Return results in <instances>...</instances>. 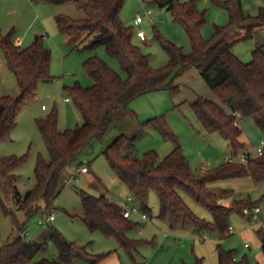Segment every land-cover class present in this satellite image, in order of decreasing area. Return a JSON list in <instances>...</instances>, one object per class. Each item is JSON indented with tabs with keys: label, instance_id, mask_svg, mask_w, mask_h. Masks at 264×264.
Segmentation results:
<instances>
[{
	"label": "trees",
	"instance_id": "obj_1",
	"mask_svg": "<svg viewBox=\"0 0 264 264\" xmlns=\"http://www.w3.org/2000/svg\"><path fill=\"white\" fill-rule=\"evenodd\" d=\"M42 1L55 4L73 2L83 10L87 16L77 20L57 15L59 30L69 35L74 49L105 46L107 53L119 61L126 76L112 69L98 55L85 61L84 67L94 84L84 87L76 82L72 86H65L71 96L69 99L75 101L84 122L75 128L61 130L56 109L37 119L50 160L41 155L38 157L36 182L25 193L18 187L20 176L14 169L25 163L28 155H0V206L12 218L18 230V236L0 249V264H100L110 253H91L87 245L68 241L54 226H51L47 238L56 244L59 259L36 258L49 242L46 239L42 242L27 239L23 235L27 222L21 224L16 212L23 210L28 219L36 213L43 216L54 213V204L68 180L67 167L76 163L81 171L82 166H88L86 160L78 156L94 139H103L112 115L120 108L127 109L133 100L146 93L161 90L178 93L181 85L176 81L177 77L184 75L190 67L198 70L218 97V101H214L198 95L192 102V108L204 129L209 133H219L228 140L232 154L245 151L247 145L241 140L243 129L239 126L240 120L252 119L264 133V44L253 51L252 60L248 63L239 59L233 47L236 42L252 37L255 28L264 27V7L255 15L245 14L242 0H213L217 6L228 11L230 21L227 25H216L213 36L206 39L202 34L206 13L198 8L197 0H154L170 11L185 29L191 50L184 51L157 30L155 36L168 54V62L161 67H153L150 55L134 40L137 36L134 28L121 19L125 0ZM233 27L243 29L245 35L228 40ZM12 35L13 31L2 37L1 48L8 67L15 74L20 94L15 97L0 95V145L11 140L19 114L38 98L39 84L54 79L51 74V51L45 46L43 37H36L31 45L22 48L13 43ZM143 126H152L173 141L174 149L161 160L155 150L146 151L140 157L137 141L143 128L131 136L119 134L103 149L112 170L141 203L143 212L150 214L149 195L155 191L160 199L161 217H169L171 222L182 217L184 221H192L200 231L217 227L222 235L227 236L233 233L229 224L233 213L254 218L243 210L255 206L264 198V194L258 201L234 200L231 206H225L219 200L227 190L218 188L215 183L244 177H251L255 182L264 181V161L255 158L247 163L225 161L206 171H196L184 153L177 134L163 115L147 119ZM71 177L78 180L76 173L72 172ZM79 192L83 205V216L80 218L90 230H100L107 237L116 238L121 248L130 254L145 243L146 239H133L127 235L140 222L124 216L122 204L85 189H79ZM183 193L205 206L213 214L214 220L199 217L188 205ZM257 234L264 253V227H259ZM148 242L153 243L152 240ZM236 254V249L226 250L219 244L218 264H250L247 255L239 259ZM193 264L205 263L203 258L197 257Z\"/></svg>",
	"mask_w": 264,
	"mask_h": 264
},
{
	"label": "rangeland",
	"instance_id": "obj_2",
	"mask_svg": "<svg viewBox=\"0 0 264 264\" xmlns=\"http://www.w3.org/2000/svg\"><path fill=\"white\" fill-rule=\"evenodd\" d=\"M242 4L245 14L255 15L261 7H264V0H242ZM197 6L206 13V23L202 29L206 39L213 36L216 25H227L230 21L228 11L217 6L213 0H197ZM138 14L144 19L141 27L146 31L147 40L142 42L136 35L134 40L145 53L150 55V63L153 67H161L168 62V54L155 36L157 30L166 39L181 46L184 51L191 50V42L185 29L165 7H161L154 0H125L121 19L126 25L132 26L135 33L137 31L135 19ZM57 15L70 16L76 20L87 16L73 2L55 4L42 0H0V57L2 59L0 95L15 97L20 94L15 74L8 67L1 48L4 35L13 31V43L22 48L28 47L36 37L42 36L45 46L50 49L52 55L51 74L54 79L39 84L38 98L25 106L19 114L18 124L11 133V140L4 141L0 145L1 156L28 155L27 161L14 169V172L20 176L18 187L23 193L31 189L36 182L35 167L38 157L41 155L47 161L50 160V153L37 119L56 109L61 130L75 128L84 122L75 101L71 98L69 102H66V98L71 96L65 86H72L76 82L84 87L94 84L84 67L85 61L98 55L112 69L123 77L126 76L119 61L107 53L105 46L86 50L74 49L69 35L62 33L57 26ZM244 35L243 29L233 27L227 39L232 41ZM262 44H264V27H258L254 29L252 37L236 42L233 51L241 61L248 63L252 60L253 51ZM176 81L181 85L178 93L171 94L168 90L149 92L133 100L127 109L120 108L112 115V121L103 139H94L91 145L78 156L79 159L86 160L90 169L89 173L76 174L77 180L71 177L72 172L78 170L77 164L67 167L68 180L54 204V221L42 225L39 223L44 217L42 214L36 213L28 219L23 210L16 212V218L21 224L27 222L25 230L28 234L27 239L35 242L46 239L49 242L47 248L39 252L36 258L59 259L56 244L47 238L51 226H54L68 241L87 245L91 253H110L103 262L111 261L113 264H183V261L193 264L196 257L203 258L205 264H218L219 244L226 250L236 249V256L239 259L247 255L250 264L262 263L263 252L256 239L258 225H253L249 217L233 213L229 224L236 231L227 236L222 235L217 227L210 231H200L192 221H184L182 217L174 222H171L169 217H161L160 199L155 191L150 193L148 200L151 218L142 221L139 215H133L132 219L140 222V225L129 230L127 235L133 239H146L145 242L149 241L148 239L152 241L155 239L157 245L142 243L130 254L121 248L116 238L107 237L100 230H90L80 218L83 216V205L79 189H85L96 195H105L111 201H117L120 204L130 196L128 187L115 174L103 154L106 145L119 134L126 133L131 136L144 129L137 141V152L140 157L146 151L155 150L161 160L174 149L173 141L165 138L154 127L143 126L149 118L162 115L166 118L196 171H200L201 165L205 162H209L210 167H216L225 162V157L232 152L229 141L219 133L207 132L192 108L194 92L203 96L208 94L212 96V98L207 97L208 99L217 101L218 97L195 67H190L184 75L178 76ZM43 105L47 107V110L43 109ZM241 139L249 144V150L252 152L261 145L264 133L252 120H248L243 123ZM241 181L235 178L229 179L220 186L223 189L234 190L220 198L221 204L231 206L234 200H242L247 193L251 194L253 201L261 199L258 197V189L254 181L244 182V179ZM183 197L199 217L209 221L214 220L213 214L193 197L187 193H183ZM134 203L141 209V203L138 200ZM245 229H248L247 235L244 234ZM166 235L170 237L164 242L163 238L165 239ZM17 236L18 230L12 218L6 215L0 206V249ZM177 237L179 240H176ZM170 239L176 240V245L168 244Z\"/></svg>",
	"mask_w": 264,
	"mask_h": 264
},
{
	"label": "built area",
	"instance_id": "obj_3",
	"mask_svg": "<svg viewBox=\"0 0 264 264\" xmlns=\"http://www.w3.org/2000/svg\"><path fill=\"white\" fill-rule=\"evenodd\" d=\"M148 13H151V11H148ZM144 21L143 17L138 14V16L135 19V24L137 25V31L136 34L137 36L145 41L147 40V34L146 31L141 27L142 22ZM1 57H0V61H1ZM69 100V98H68ZM43 108H46V106H43ZM264 154V140H262L261 145L259 147H257L256 149V155H263ZM254 155L251 154L248 151H241L239 152L237 155H234L232 153H230L229 155H227L225 157V161L227 162H235V161H239V162H243V163H247L250 159H253ZM201 170L206 171L210 168V163L209 162H205L204 164L201 165ZM89 171L88 166L84 165L81 167V172L86 173ZM74 178V177H72ZM135 197L130 194V196H128L127 200L124 201L122 203L123 207H124V216L126 217H132L133 215L137 214L141 217L142 221H147L149 220L151 217L148 213L143 212L134 202H135ZM244 213L246 215H251L253 217L258 216L259 214H263L264 215V208L261 205H255L253 207H245L244 208ZM55 219V213H51L49 215H46L43 217V219L40 220V224L45 225L48 222H52ZM230 231L231 232H235V229L230 226ZM23 235L27 236V233H24Z\"/></svg>",
	"mask_w": 264,
	"mask_h": 264
},
{
	"label": "crops",
	"instance_id": "obj_4",
	"mask_svg": "<svg viewBox=\"0 0 264 264\" xmlns=\"http://www.w3.org/2000/svg\"><path fill=\"white\" fill-rule=\"evenodd\" d=\"M139 38V37H138ZM140 39V38H139ZM141 40V39H140ZM142 42H145V41H143V40H141ZM2 63V60L0 61V64ZM195 94L193 95V101L192 102H194L197 98H198V95H200L198 92H194ZM201 96H203V95H201ZM205 96H206V98L207 97H209V98H212V96H210V95H208V94H205ZM204 96V97H205ZM68 98L69 97H67L66 98V102H69L70 101V99L68 100ZM211 100H216V99H211ZM217 101V100H216ZM44 106V105H43ZM44 110H47V107L46 108H43ZM248 120H252V119H243V120H240V122H239V126L243 129V123L244 122H246V121H248ZM253 121V120H252ZM254 122V121H253ZM255 123V122H254ZM242 140V139H241ZM243 142H245L246 143V145H247V148H246V150L245 151H248V152H250V150H249V144L246 142V141H244V140H242ZM251 154H253L254 155V158L255 159H260V160H262V161H264V157H262V155L261 156H259V155H256V150L255 151H252V152H250ZM89 171H90V169H89ZM89 171L88 172H86V173H83V172H81L80 171V169H78L76 172H73V173H76V174H79V173H82V174H87V173H89ZM237 179H239V180H242L243 181V179H244V182H247V181H249V180H252V181H254L251 177H244V178H235V180H237ZM229 180V179H228ZM226 180H223V182L222 181H219L218 183H215V186H217L218 188H220V186L221 185H224L223 183L225 182ZM241 181V182H242ZM222 183V184H221ZM254 183L257 185V189H258V197L260 198H262V195L264 194V181H260V182H255L254 181ZM221 189H223V188H221ZM224 190H227V189H224ZM232 191H234L233 189H231V190H227V193H226V195H228L229 193H231ZM130 192V191H129ZM225 195V196H226ZM242 199H251V200H253V198L251 197V194H248L247 193V195L246 196H244ZM117 202V201H116ZM121 202V201H120ZM119 203V202H118ZM257 205H261L263 208H264V198L263 199H261V201L260 202H258L257 203ZM245 217V216H244ZM248 219V218H247ZM249 221H251L252 223H253V225H258V228L259 227H264V215L263 214H259L258 216H256V217H254V218H250L249 217ZM252 226V225H251ZM253 227V226H252ZM250 230V229H249ZM247 233H248V229H245L244 230V234L245 235H247ZM168 237H170V236H168V235H166V238L164 239L163 238V240H164V242H166L167 241V239H168ZM256 239H257V241H258V244H260L261 245V241H260V239H259V237L258 236H256ZM149 241L151 240V239H148ZM176 240H179L178 239V237L176 238ZM175 240V241H176ZM174 240H172V239H170L169 241H168V244H170V245H176V243L177 242H175ZM145 243H151V242H145ZM155 243V245H157L158 243L155 241V239H154V241H153V244ZM246 245V244H245ZM262 255V259H263V261H262V263L261 264H264V253L263 254H261ZM154 258V257H153ZM197 258V257H196ZM152 260V259H151ZM100 264H113L111 261H104V262H101ZM175 264V263H174ZM183 264H188V263H186V262H184L183 261Z\"/></svg>",
	"mask_w": 264,
	"mask_h": 264
},
{
	"label": "water",
	"instance_id": "obj_5",
	"mask_svg": "<svg viewBox=\"0 0 264 264\" xmlns=\"http://www.w3.org/2000/svg\"><path fill=\"white\" fill-rule=\"evenodd\" d=\"M90 43H92V40L90 41Z\"/></svg>",
	"mask_w": 264,
	"mask_h": 264
}]
</instances>
